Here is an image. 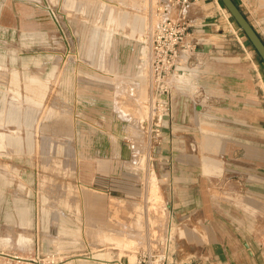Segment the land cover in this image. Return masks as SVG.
I'll list each match as a JSON object with an SVG mask.
<instances>
[{
  "label": "rangeland",
  "instance_id": "rangeland-1",
  "mask_svg": "<svg viewBox=\"0 0 264 264\" xmlns=\"http://www.w3.org/2000/svg\"><path fill=\"white\" fill-rule=\"evenodd\" d=\"M236 2L264 41V0ZM167 5L168 0H0V254L9 256H0V264H135L150 237L167 232L169 179L160 175L161 164L153 181L144 172L146 162L136 168L142 170L141 195L127 198L97 186L98 175L105 178L117 167L105 153L120 152L119 124L130 129L133 143L139 137L149 99L146 43L163 18H179ZM181 24L190 26L188 41L197 54L188 75L191 94L188 101L182 98L192 110L176 115L192 123L193 154H216L219 118L234 114L262 130L264 63L221 0L191 5ZM217 104L240 109L224 112ZM99 132H109L112 143L106 145ZM255 139L264 143V136ZM132 151L130 169L137 165L138 150ZM80 182L99 191L93 193L96 214L87 206L83 213ZM261 184L258 201L264 200ZM254 214L262 236L264 203Z\"/></svg>",
  "mask_w": 264,
  "mask_h": 264
},
{
  "label": "crops",
  "instance_id": "crops-1",
  "mask_svg": "<svg viewBox=\"0 0 264 264\" xmlns=\"http://www.w3.org/2000/svg\"><path fill=\"white\" fill-rule=\"evenodd\" d=\"M191 91L187 96H174L171 125L166 129L162 147L156 155L158 165L161 164L160 175L169 179L168 205L178 239L175 263L264 264V235L257 232L258 223L262 222L254 214L258 203H264V200L256 199L258 184H264V143L255 139L257 134L264 136V121L262 130L257 132L254 123L247 125L237 120L234 114L219 118L217 126L222 131L216 135L218 152L197 157L191 152L192 123L187 117L179 119L176 115L179 111L192 110L189 102H182L183 99L188 101ZM217 106L224 112L234 113L240 109L238 105ZM207 109L208 106L203 108ZM119 125L123 127V134L119 137L120 152L105 153L117 167L107 171L105 178L98 175L97 186L104 184L107 192L128 198L141 195V184L128 167V161L134 159L132 150L142 147L143 138L138 131L139 137L133 143L130 129L123 121ZM99 134L106 145L112 143L109 132ZM209 143V138L205 139V145ZM237 193H242L248 200L236 199ZM195 226L201 231L195 230ZM188 239L193 242L188 244ZM95 258L104 262L102 258ZM118 264L122 263L118 261Z\"/></svg>",
  "mask_w": 264,
  "mask_h": 264
},
{
  "label": "built area",
  "instance_id": "built-area-1",
  "mask_svg": "<svg viewBox=\"0 0 264 264\" xmlns=\"http://www.w3.org/2000/svg\"><path fill=\"white\" fill-rule=\"evenodd\" d=\"M201 0H168L166 6L170 11L177 10L179 18H163L152 30L146 43L147 56L144 57V66L149 82V99L146 104V116L139 122L138 131L143 137L142 150H138L135 157L137 165L133 166L132 173L141 179V168L136 169L144 162L146 177L153 181L157 175V153L162 147L163 139L171 125L173 114V101L176 94L187 96L192 90L188 81L192 59L197 54V47H192L188 38L190 26L181 24L186 22V10ZM159 15L166 14L165 9H158ZM143 72L139 78L144 79ZM139 159V161H138ZM141 177V176H140ZM148 189V188H147ZM170 214V226L163 235L150 237V243L142 248L137 255L135 264H176L173 216L170 206L164 209Z\"/></svg>",
  "mask_w": 264,
  "mask_h": 264
},
{
  "label": "water",
  "instance_id": "water-1",
  "mask_svg": "<svg viewBox=\"0 0 264 264\" xmlns=\"http://www.w3.org/2000/svg\"><path fill=\"white\" fill-rule=\"evenodd\" d=\"M225 8L228 10L230 15L233 17V19L236 21L240 29L243 31V33L246 35L260 58L264 62V41L262 37L259 35V33L256 31V29L252 26L250 21L246 18L240 7L235 3L234 0H221ZM0 256H6L3 254H0ZM9 257V256H6ZM12 259H18L15 257H10Z\"/></svg>",
  "mask_w": 264,
  "mask_h": 264
},
{
  "label": "bare ground",
  "instance_id": "bare-ground-1",
  "mask_svg": "<svg viewBox=\"0 0 264 264\" xmlns=\"http://www.w3.org/2000/svg\"><path fill=\"white\" fill-rule=\"evenodd\" d=\"M13 116V114H12ZM78 160V159H77ZM102 173V172H101ZM90 177V176H88ZM89 183V182H88ZM79 188H80V195H81V201H82V205H83V213L86 212V206L88 208H90L92 210V213L93 214H96L95 212L99 209L98 205L99 203H96L97 201V197L93 194L95 192H99L97 189H95L94 187L90 186V185H87L83 182H80L79 183ZM106 193V192H105ZM98 196V195H97ZM104 196V195H103ZM101 197V196H100ZM98 208V209H97ZM106 207L103 205L102 209H105ZM97 209V210H96ZM96 210V211H95ZM105 213V212H104ZM103 214V213H102ZM99 215V214H98ZM98 215H95L98 216ZM101 217V216H100ZM104 217V216H103ZM85 219H86V216H85ZM84 219V221H85ZM100 220V219H99ZM135 245H140L141 244V241L138 242H134ZM94 262L96 261V259H92Z\"/></svg>",
  "mask_w": 264,
  "mask_h": 264
},
{
  "label": "trees",
  "instance_id": "trees-1",
  "mask_svg": "<svg viewBox=\"0 0 264 264\" xmlns=\"http://www.w3.org/2000/svg\"><path fill=\"white\" fill-rule=\"evenodd\" d=\"M235 1V3L237 4V2H236V0H234ZM238 5V4H237ZM263 62V61H262ZM264 63V62H263Z\"/></svg>",
  "mask_w": 264,
  "mask_h": 264
}]
</instances>
